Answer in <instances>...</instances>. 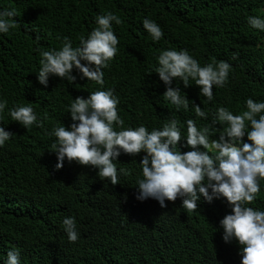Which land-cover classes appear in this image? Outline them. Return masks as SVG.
<instances>
[{"label": "trees", "instance_id": "obj_1", "mask_svg": "<svg viewBox=\"0 0 264 264\" xmlns=\"http://www.w3.org/2000/svg\"><path fill=\"white\" fill-rule=\"evenodd\" d=\"M0 8L17 13L16 26L0 34V99L8 101L0 126L15 134L0 147V264L12 248L20 250L21 264H240L238 245L222 240L219 220L230 212L223 200H201L188 211L179 198L164 208L154 199L135 198L144 153L121 154L116 185L75 162L66 160L57 170L51 148L56 137L49 133L72 123L73 99L101 86L80 79L74 69V83L50 76L45 87L37 73L41 51L59 49L65 37L79 46V37L97 26L95 18L112 12L122 23L113 22L118 52L103 69V90L114 89L119 97L125 127L145 124L151 130L175 118L186 136L188 119L210 125L217 107L240 114L247 98L264 101V32L247 23L249 16L264 17V0H0ZM144 18L162 28L160 41L143 28ZM169 49H186L201 65L215 60L232 66L224 87H213L214 101L201 96L194 81L185 88L175 79L189 110L177 111L164 99L166 87L154 69ZM192 102L209 113L207 120L195 116ZM14 105L33 107L43 127L12 121L8 109ZM260 188L250 206L264 210V181ZM65 217L76 219L75 243L62 228Z\"/></svg>", "mask_w": 264, "mask_h": 264}, {"label": "clouds", "instance_id": "obj_2", "mask_svg": "<svg viewBox=\"0 0 264 264\" xmlns=\"http://www.w3.org/2000/svg\"><path fill=\"white\" fill-rule=\"evenodd\" d=\"M14 8H0V34L8 33L16 26ZM122 23L112 12L98 15L96 27L87 35L79 37V46L64 38L59 49L40 52L38 82L47 87L50 76H57L70 83L87 78L101 86V90L89 93L87 98L76 97L69 105L72 123H63L49 133L56 137L51 145L55 153L56 169L64 162H75L98 170L100 177L109 178L118 184L116 163L121 154L136 156L144 153L139 162L142 176L136 183L135 198L140 201L154 199L167 207L166 201L181 200V207L188 211L198 208L203 200L212 203L223 200L230 212L219 220L222 240L235 242L239 247L240 264H264V210L250 206L260 193V182L264 181V101L247 98L246 110L234 114L228 108H216L210 125L198 126L195 119H188L186 136H182L181 121L170 119L160 128H149L145 124L125 127L118 114L120 99L114 89L103 90L104 71L118 52L119 40L113 30ZM247 23L252 29L264 32V17L249 16ZM143 28L154 42L164 36L162 28L152 19H143ZM154 72L166 87L165 100L177 111H188L190 104L182 95L179 86L173 87L174 79L184 87L199 86V94L214 101L213 87H224L228 82L231 65L226 61H215L201 65L188 50H163L157 57ZM8 101L0 99V119L3 118ZM195 116L207 120L209 113L192 102ZM12 121L25 128L34 124L43 127L33 107L14 105L8 109ZM217 124L223 130L213 127ZM118 129V130H117ZM218 138H211L215 132ZM15 134L0 126V147ZM247 137L245 142L244 137ZM250 142V143H249ZM188 148V151H181ZM127 170L119 169L120 174ZM62 228L68 241L75 243L80 236L75 217H65ZM18 248L7 252L3 264H21Z\"/></svg>", "mask_w": 264, "mask_h": 264}, {"label": "rangeland", "instance_id": "obj_3", "mask_svg": "<svg viewBox=\"0 0 264 264\" xmlns=\"http://www.w3.org/2000/svg\"><path fill=\"white\" fill-rule=\"evenodd\" d=\"M263 43H264V41H263Z\"/></svg>", "mask_w": 264, "mask_h": 264}]
</instances>
